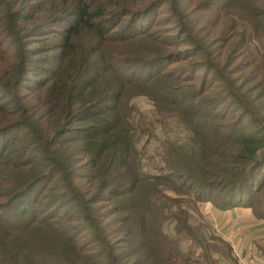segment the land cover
Instances as JSON below:
<instances>
[{
    "label": "trees",
    "instance_id": "trees-1",
    "mask_svg": "<svg viewBox=\"0 0 264 264\" xmlns=\"http://www.w3.org/2000/svg\"><path fill=\"white\" fill-rule=\"evenodd\" d=\"M186 1L0 0V264H238L194 214L264 219V0Z\"/></svg>",
    "mask_w": 264,
    "mask_h": 264
},
{
    "label": "crops",
    "instance_id": "crops-1",
    "mask_svg": "<svg viewBox=\"0 0 264 264\" xmlns=\"http://www.w3.org/2000/svg\"><path fill=\"white\" fill-rule=\"evenodd\" d=\"M201 208L207 234L227 242L238 264H264V219L255 218L249 207L220 210L207 202ZM220 258V264H229L226 258Z\"/></svg>",
    "mask_w": 264,
    "mask_h": 264
},
{
    "label": "rangeland",
    "instance_id": "rangeland-1",
    "mask_svg": "<svg viewBox=\"0 0 264 264\" xmlns=\"http://www.w3.org/2000/svg\"><path fill=\"white\" fill-rule=\"evenodd\" d=\"M180 3H181V7H182L183 9H185L186 11H188V2H187L186 0H180ZM176 8H177V7H176ZM177 10L179 11L180 16H181L182 19H187V15H186V12H185L184 10H179L178 8H177ZM190 22H191L193 25H195L196 28L201 26V19L191 18V19H190ZM190 22H189V20H185V21H184L185 24H191ZM192 24H191V26H192ZM192 27H194V26H192ZM197 29H199V28H197ZM135 102H136V104H137L141 109H146V108H148V104H147L144 100H142V99H138V100H136ZM21 135H22V134H19V137H20ZM168 194H170V193H168ZM202 204H203V203H202ZM202 204H201V205H202ZM201 205H199V210H198L199 213H198V214H197V213L194 214V216H195L196 219L198 220L197 222H199V220H200V221L206 223V222H205V219H204L205 217H204V215H203V210H202L203 208H201ZM165 230H166L167 232H169L168 234H170V235H175L174 232H173L172 224H167ZM206 234H207V232H206ZM183 244H184L186 250H187V249L194 250V256H198V255L200 254V252L198 251V250H199L198 248H193L194 246H193L192 242H190V241H186V242H184ZM220 256H223V257L225 258V256H224L222 253H220V252H212V253H211V264H220V261L222 260V259L220 258Z\"/></svg>",
    "mask_w": 264,
    "mask_h": 264
}]
</instances>
